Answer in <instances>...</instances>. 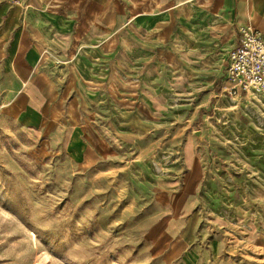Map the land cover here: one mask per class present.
Instances as JSON below:
<instances>
[{
	"label": "rangeland",
	"instance_id": "374dc122",
	"mask_svg": "<svg viewBox=\"0 0 264 264\" xmlns=\"http://www.w3.org/2000/svg\"><path fill=\"white\" fill-rule=\"evenodd\" d=\"M127 56L96 167L0 127V264H264V106L191 54Z\"/></svg>",
	"mask_w": 264,
	"mask_h": 264
},
{
	"label": "crops",
	"instance_id": "0c3cea01",
	"mask_svg": "<svg viewBox=\"0 0 264 264\" xmlns=\"http://www.w3.org/2000/svg\"><path fill=\"white\" fill-rule=\"evenodd\" d=\"M181 2L0 0V127L90 170L105 159L106 144L86 122L90 110L118 99L127 54H191L226 72L242 28L264 37V0ZM232 85L225 78L222 91Z\"/></svg>",
	"mask_w": 264,
	"mask_h": 264
},
{
	"label": "built area",
	"instance_id": "2783aa9c",
	"mask_svg": "<svg viewBox=\"0 0 264 264\" xmlns=\"http://www.w3.org/2000/svg\"><path fill=\"white\" fill-rule=\"evenodd\" d=\"M227 78L233 85L227 93L236 98L249 96L264 106V37L248 26L228 55Z\"/></svg>",
	"mask_w": 264,
	"mask_h": 264
}]
</instances>
